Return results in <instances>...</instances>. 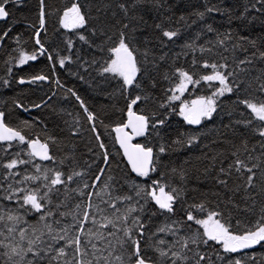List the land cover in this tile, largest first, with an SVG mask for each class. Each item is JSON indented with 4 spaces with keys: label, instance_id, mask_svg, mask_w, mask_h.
I'll return each instance as SVG.
<instances>
[{
    "label": "trees",
    "instance_id": "1",
    "mask_svg": "<svg viewBox=\"0 0 264 264\" xmlns=\"http://www.w3.org/2000/svg\"><path fill=\"white\" fill-rule=\"evenodd\" d=\"M73 2L74 0H45L46 22L43 30L39 27V0H19V2L9 0L5 6L9 15L0 20V111L5 113V123L18 128L29 139L39 138L41 142L49 137L56 139L55 144H50V154L55 155L57 163L38 159L35 163L42 167L59 168L66 174L72 169L80 172L91 171L95 174L96 169L102 166V153L107 151L111 168L106 169L102 180L108 176L123 180L125 182L124 192H128L133 184L148 188L153 179H159L162 184H165L166 191L172 187L182 189L180 203L176 205V214L171 219L184 218L186 220L180 208L181 203L188 208V205L203 202L211 208L215 206L213 202L218 198L226 199L230 193L218 186L214 178L221 166L227 167L228 163L233 160L231 155L234 150L233 146H239L241 141H247L250 148L255 147L254 154L259 155L258 142L264 140V137L259 136L257 127L264 122L257 120L244 104L239 103L240 100H250L255 103L264 101V93L255 90V82L252 80V77L264 70V61H254L251 66L253 70L249 75L241 73L238 81L240 88L218 98L217 111L212 119L204 120L199 126L188 125L179 115L181 101L187 103L201 96L208 97L213 89L218 87V83L209 85L201 82L199 85H189L188 91L180 100L172 102L168 100L172 94L168 90L174 88L179 82L178 76L173 75L177 68H183L190 74H194V79L202 74H211V69L201 67L200 63L193 66V60L223 62L219 55L222 53L224 57L229 58L228 63L232 64L233 53L231 51L214 48L212 53L200 52V45L212 47L208 41H215L216 32L231 33L233 42H238L239 37H247L249 40H255L257 46L264 50V10H259L264 8V5L257 4L256 8H251L255 0H159L158 4H138L134 10L129 12V16L134 15L135 17L129 21L116 7V4L131 3V0H79V3L83 5L82 12L86 14L88 30L69 31L60 27L59 18L63 10ZM107 4H111V7L106 12L98 11V9H104ZM213 6L219 8V11L207 12V9ZM246 8L250 10L246 11ZM201 12L205 13L203 19L198 16ZM181 17H184V20H181ZM100 23L108 25L107 35L92 36L91 29L98 28ZM122 23H130L129 29L124 30L127 33L128 42L136 50L135 54L142 73L147 67L156 84L152 87L146 74L138 75L137 79L141 81L143 94L151 96L152 99L141 101L133 107L134 111L148 116L150 120L149 133L146 136L135 137L133 143L152 147L154 154L158 157L157 171L150 173L147 178L136 177L130 173L115 145L112 130L116 125L125 122L129 99L141 94L142 90L133 87L123 92L120 88L122 80L110 74H100L105 61L112 58L108 49L118 41ZM158 24L161 26L160 29L156 27ZM208 26L215 31L207 32ZM161 29L178 30L179 35L173 40H168L162 36ZM36 31H40L41 43L47 50L42 55L39 54L40 45L35 43L34 32ZM5 32L7 36L3 35ZM79 34L87 36L98 47L89 48L79 40ZM107 36H111L112 39L108 40ZM193 43L197 46L195 50L186 48V44ZM243 43L248 51L247 53L237 51L235 56L240 59L254 51L247 41ZM99 48H103V51ZM21 51L28 55L37 53L38 58L25 65H20ZM145 51L149 53V63H144ZM49 55L52 60L48 59ZM161 57L163 59H160ZM60 59H65L64 67L59 65ZM153 60H155V66L151 63ZM165 74L171 79H165ZM36 75H45L48 79L33 83L27 82ZM21 79L26 82L21 84L19 82ZM249 84H252L251 88L248 87ZM72 91L84 101L89 112L96 116V133L91 130L92 125L87 120V114L81 108L79 101L72 96ZM18 104L21 107H17ZM37 104L41 106L34 107ZM161 104L167 106L161 107ZM160 119H164L165 124L158 126L155 130L152 129L151 121ZM247 121L251 123L245 127L243 122ZM73 132L77 134L73 135ZM97 133L105 149L99 147L100 141L96 139ZM181 133L185 138L196 136L197 139L192 146L186 143L173 144ZM13 144L16 145L17 142ZM161 145L166 148L164 153L159 152ZM3 146L6 144H0V147ZM20 148L27 149V145L14 146L8 153H0L3 155V161L7 162L13 158ZM214 156L216 161L213 167L212 158ZM21 158L28 159L23 152H21ZM62 160L65 163L61 165L58 162ZM221 160L223 165H221ZM93 161L95 163L89 170L88 165ZM181 168L186 172L184 181H181L179 176L172 171ZM25 169L29 174L35 173L31 165H23L18 170L23 172ZM206 169L210 170L206 172ZM0 172H7V169H0ZM20 178L16 177L17 180ZM80 179L83 177L69 187H76ZM88 182H92L91 178ZM235 183H241V181L237 179L236 174H233L229 184L234 185ZM91 191L95 192L96 189ZM213 192H218L219 197L213 196ZM72 195L74 199L69 201V207H73L81 199L75 193ZM242 195L243 192L235 197L236 202L241 205L244 203L240 198ZM257 200L264 201V196L257 195ZM0 203L13 209L16 208V205L8 201H0ZM146 208L157 211L156 206L151 202L146 204ZM188 210L201 218L204 216L195 209L189 208ZM83 213L84 205L81 206L80 215L82 216ZM37 215L31 214L25 219L34 224ZM142 215L145 220L149 219L148 215ZM234 215L244 219L243 213H234ZM171 219L167 213L151 216L146 232H155L158 227L171 224ZM24 226L20 225V227ZM90 226L86 224L85 228ZM192 229L203 231L195 224H192ZM184 232L185 229L182 228L178 235ZM161 238L169 242L174 239L171 234L158 233L141 246L142 248L148 247V255L154 256L151 245ZM213 249H219V246L213 245ZM68 251L72 250L68 249ZM201 251H208V249L202 247ZM245 251L255 255L257 264H264V247L258 245L254 249ZM220 255L228 254L220 249ZM231 255L241 256L240 253ZM88 259H91V256ZM212 259L215 264H223L222 261L216 259L215 255ZM244 259L248 258L244 257ZM248 264H252L250 259H248Z\"/></svg>",
    "mask_w": 264,
    "mask_h": 264
},
{
    "label": "snow or ice",
    "instance_id": "2",
    "mask_svg": "<svg viewBox=\"0 0 264 264\" xmlns=\"http://www.w3.org/2000/svg\"><path fill=\"white\" fill-rule=\"evenodd\" d=\"M8 2L9 0H0V20L9 15L5 7ZM39 3V27L43 30L46 22L45 0H39ZM140 3L158 4L159 0H131V3L119 2L116 7L120 9L125 18L131 21L135 17L134 15L129 16V12ZM257 4L264 5V0H255L251 8H256ZM82 7L79 0H74L71 5L67 6L60 15V27L69 31L76 29L87 31L88 21L86 14L82 12ZM109 7L111 4L105 5L104 9H98V11L106 12ZM247 10L250 9L246 8ZM259 10H264V8ZM214 11H219V8L213 6L207 9L209 13ZM204 15L203 12L198 13L200 19H203ZM181 20H184V17H181ZM129 27L130 23L121 24L118 41L108 49L112 58L105 61L100 74H110L122 80L120 88L123 92L133 87L142 90L141 94L130 99L126 97L129 99L126 110L127 120L116 125L112 130L117 134L115 140L123 149V156L130 166L131 173H134L136 177L147 178L150 173L157 171L158 157L154 154L152 147L132 143L135 137L146 136L150 129L149 117L134 111L133 107L141 101L152 99L151 96L143 94L141 81L137 79L138 75L146 74L151 86L155 87L156 84L147 67L142 73L135 54L136 50L130 46L127 33L124 31ZM156 27L161 28L159 24ZM107 28L106 23H100L98 28L91 29V34L92 36L107 35ZM161 31L162 36L168 40H173L179 35L178 30L161 29ZM213 31L215 30L211 26L207 27V32ZM40 34V31L34 32V39L35 43L40 45L39 54L42 55L47 50L41 43ZM3 35L7 36V32ZM107 39L111 40L112 37L107 36ZM79 40L89 48L98 47L84 34H79ZM243 41H247L254 51L240 59L235 56V53L237 51L247 53L248 51ZM208 43L212 47L199 46L201 53H212L214 48H223L224 51L233 53L232 64L228 63V57L219 53L223 62L193 60V66L200 63L201 67L211 69V74H202L194 79V74H190L183 68L174 70L173 75L178 76L179 82L174 88L168 90L172 93L168 97L170 102L180 100V96L188 91L189 85H199L201 82L209 85L218 83L219 85L213 89L211 96H201L192 100L190 104L181 101L179 115L188 125L199 126L204 120H211L217 111L218 98L238 90L240 74L249 75L253 70L251 66L254 61H264V50L257 46L255 40H249L247 37H239L238 42H233L231 33L216 32L215 41L210 40ZM196 47L194 43L186 44L189 50H195ZM99 50L103 51V48ZM148 56L149 53L145 51L144 63H149ZM37 58V53L28 55L21 51L19 64L25 65ZM48 59L52 60L51 55ZM151 63L155 66V60ZM59 65L64 67L65 59H60ZM164 78L171 79L167 74ZM47 79L45 75H36L27 82L33 83ZM252 80L255 82V90L264 93V70L252 77ZM19 82L23 84L26 81L21 79ZM248 87L251 88L252 84ZM71 94L79 101L81 108L87 114V120L92 125L91 130L96 133V116L89 112L84 101L74 91ZM239 103L244 104L257 120L264 122V101L255 103L250 100H240ZM40 106V104L34 105V107ZM166 106L161 104V107ZM17 107L21 105L18 104ZM4 116L5 113L0 111V144H6L0 147V153H8L12 147L24 144L27 145V149L20 148L7 162H4L3 155H0V169H7V172H0V201H8L16 205L13 209L0 203V264H189V262L191 264H201V262L215 264L212 259L213 255L223 264H248V259L252 261V264H257L255 255L245 250L254 249L258 245L264 247V201L257 200V195L264 196V140L258 142L259 155L254 154L255 147L250 148L247 141H241L239 146H233L234 150L231 152L233 160L228 163L227 167L221 166L214 178L218 186L230 193L226 199L218 198L213 202L215 206L211 208L203 202L188 205V208L181 203L180 208L186 220L184 218L171 219L176 214V205L180 203L182 189L172 187L166 191L165 184H162L159 179H153L148 188L133 184L128 192H124L125 182L123 180L113 176L102 180L106 169L111 168L107 151L102 153V166L96 169L95 174L91 171L80 172L75 169L66 174L59 168L42 167L35 163L36 159L57 163L55 155L50 154V144H55L56 139L49 137L43 142L39 138L29 139L18 128L7 125ZM243 123L247 127L251 121ZM25 124L27 126V122ZM164 124V119L152 120L151 128L155 130ZM257 127L259 136L264 137V123ZM126 129L131 131H125ZM72 134L76 135L77 132ZM96 139L100 141L99 147L105 149L98 133ZM196 139V136L185 138L181 133L173 144L186 143L192 146ZM13 142L17 144L14 145ZM165 151V146L161 145L159 152L164 153ZM21 152L28 159L21 158ZM215 161L214 156L212 158L213 167ZM58 163L62 165L65 161ZM94 163L95 161L88 165L89 170ZM23 165H31L35 173L29 174L27 169L23 172L19 171L18 169ZM221 165H223L222 160ZM172 171L179 176L181 181L186 179L184 169H173ZM233 174H236L241 183L229 184ZM16 177L21 178L17 180ZM82 177L83 179H80L76 187H69ZM89 178L92 180L91 183L88 182ZM92 189L96 191L93 192ZM241 192H243L240 197L244 201L243 205L235 200L236 195ZM73 193L81 199L73 207H69V201L74 199ZM212 195L219 197L218 192H213ZM149 202L154 203L157 211L146 208ZM82 205H84V213L81 216ZM189 208L204 214L203 218L194 215L193 211L188 210ZM163 213L168 214L171 224L158 227L155 232H146L151 216ZM234 213H243L244 219ZM31 214H38L34 224L25 219ZM142 214L148 215L149 219L145 220ZM22 224L25 226L20 227ZM86 224L91 226L85 228ZM192 224L198 225L203 231L193 230ZM182 228L185 229L184 234L178 235ZM158 233L171 234L174 239L171 242L162 238L154 241L151 250L155 255L150 256L148 247L142 248L141 245L146 244L148 239L155 237ZM193 245L195 247H192ZM213 245H218L219 249H213ZM202 247L208 251H201ZM68 249L72 251L69 252ZM220 249L228 255H220ZM235 253H240L241 256L231 255ZM89 256L91 259H88Z\"/></svg>",
    "mask_w": 264,
    "mask_h": 264
},
{
    "label": "water",
    "instance_id": "3",
    "mask_svg": "<svg viewBox=\"0 0 264 264\" xmlns=\"http://www.w3.org/2000/svg\"><path fill=\"white\" fill-rule=\"evenodd\" d=\"M126 120H127V116H126L125 122H126ZM125 131L130 132L131 130H130V129H126ZM113 133H114V141H115V145H116L118 151L120 152L121 157H122L124 163L126 164L128 170L130 171V166L127 164V160H126V158H124V156H123V149L120 148L119 143L115 140V137H116L117 134H116L115 132H113ZM132 143H133V140H132ZM134 144H135V143H134ZM130 173H131V171H130ZM131 174L135 175L134 173H131Z\"/></svg>",
    "mask_w": 264,
    "mask_h": 264
},
{
    "label": "rangeland",
    "instance_id": "4",
    "mask_svg": "<svg viewBox=\"0 0 264 264\" xmlns=\"http://www.w3.org/2000/svg\"><path fill=\"white\" fill-rule=\"evenodd\" d=\"M218 87H219V85H218ZM184 93H185V92H184ZM184 93H183V95H184ZM177 95H179V93H177ZM183 95H181V96H180V98H181ZM211 95H212V94H211ZM211 95H210V96H211ZM193 100H195V99H193ZM191 101H192V100H190V101H189V102H187V103H189V104H190V103H191Z\"/></svg>",
    "mask_w": 264,
    "mask_h": 264
}]
</instances>
